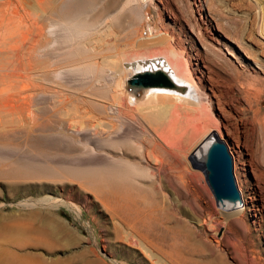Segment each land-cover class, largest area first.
I'll use <instances>...</instances> for the list:
<instances>
[{
  "label": "rangeland",
  "instance_id": "rangeland-1",
  "mask_svg": "<svg viewBox=\"0 0 264 264\" xmlns=\"http://www.w3.org/2000/svg\"><path fill=\"white\" fill-rule=\"evenodd\" d=\"M0 1V8L3 7V11L8 9L5 11L7 14L0 9V21L4 20L3 23L0 22L3 25L1 33L5 36L0 34V65L7 61L10 64L15 63L18 58L25 61L36 50V53L33 52L32 64L38 62L39 65H33L34 70L27 76L25 74L21 84H25L24 81L38 84L42 89L34 92L38 96L33 97L29 107L34 122L38 121L35 122L36 126L20 112H12L11 115L8 114L9 117L3 118L14 119L11 120L13 123L9 120L13 127L8 121L6 126L14 128L12 131L18 133L16 136L23 134L18 129L24 126L19 131L30 129L33 135L43 134L47 137L44 147L42 143H38L39 147L37 143L30 142L24 144L28 148L26 149L23 141L19 140L20 135L16 140L20 144L13 143L10 149L15 147L14 151L18 149L29 157L36 156L44 148H47L42 150L45 155L49 154L51 157L54 153L51 157L53 158L56 154L55 163L50 164L52 169L41 163L45 175L37 179L7 177L1 173L0 168V264H156L141 246L131 244L126 238L125 231L128 230L120 221L117 208L108 206L98 197L99 193L86 189L82 184V178L77 175L88 172L74 171V165L79 162L72 159L73 154L68 148L62 147L61 150L56 144L53 146L49 139L54 136L53 132L56 133V97L62 99V111H70L67 118L78 119L79 122L87 121L88 118L83 117L86 112L90 115L95 112L96 116L97 107L100 105L106 106L109 111L113 106L120 107L125 111L124 116L118 115L119 118L113 119L114 122L110 120L112 126L108 123L103 128L101 117L102 120L97 122L100 132L91 126L86 131L77 126L76 131L83 133L78 134L80 137H93L91 140L104 137L107 152L120 156L127 153L130 155L129 162H139L146 147L153 146L150 136L152 126L143 122L135 108L127 102L132 97L128 88L126 101L119 104L113 88L115 78L99 62L101 58L117 53L125 54L126 57L128 55V61L166 56L170 49L176 50L186 61L197 84L201 86L203 83L206 86H202L201 93L204 100L212 102V110L208 115L213 116L207 117V125L199 134L194 129L187 136L180 135L181 140L176 138L175 141L172 138L169 141L170 146L167 147L170 154L156 148V156L160 162L153 171L147 165L128 163L130 169L126 168L132 174L131 180L144 190L141 195L136 193L139 203H143L140 206L149 208L155 201L166 219L169 216L172 219L170 224H164V228L175 227V221L186 225L183 229L186 237L181 240L182 244L184 242L191 247V251L194 249L192 258L200 264H264V0H150L148 11H144L140 4L126 8L127 0H116L117 7L112 11L113 15L105 12L110 0H97L95 10L83 18L98 22L94 16L105 17L98 18L103 19L104 24L96 23V30L92 33L102 43L96 44L95 48L90 46L87 55H83L84 61L81 64H74L72 67L61 65L59 61L68 57L63 45L68 33L51 20L42 23L47 39L45 50L53 53L52 55H63V58L54 60L57 61L58 72L54 68L43 71L44 64L40 65L39 61L43 59L48 63L51 58H44V53L38 48L30 54L27 48L30 34L35 29L33 22L39 21L37 16L41 15L43 5L38 0H23L26 4H19L22 2L19 0ZM50 5V8L55 6L54 0H51ZM10 22L15 24L9 25ZM17 29L23 32L20 33ZM6 42L10 44L9 47ZM25 78H30L31 81ZM48 92L52 93L51 96ZM41 94L45 95L44 98ZM70 96H73L74 101L70 100ZM42 106H45L44 110L41 109ZM127 113L132 115L128 116ZM133 113L136 117H133ZM3 118L0 116L1 120ZM41 118L43 122H40ZM1 120L0 122H4ZM17 121L20 124L16 125ZM31 125L34 127L31 128ZM67 128H70L65 127L66 132H69ZM214 134L225 141L232 156L237 188V176H245L247 183L244 182V185L248 188L246 194L253 198V202L234 217L227 214L233 211L227 212L215 200L203 169L194 167L191 161L195 151ZM113 136L115 137L112 138ZM34 149L40 150L36 152ZM94 156L92 153L89 159ZM7 159L10 161L12 156L0 155V162H9ZM103 191L108 192L107 189H102ZM42 199H46L42 203L44 206L39 205ZM65 201L73 205L70 207ZM45 203H49V206ZM171 243L172 239H169L168 244Z\"/></svg>",
  "mask_w": 264,
  "mask_h": 264
},
{
  "label": "bare ground",
  "instance_id": "bare-ground-1",
  "mask_svg": "<svg viewBox=\"0 0 264 264\" xmlns=\"http://www.w3.org/2000/svg\"><path fill=\"white\" fill-rule=\"evenodd\" d=\"M19 1H22L21 3L19 2V4H26V3H23V0H19ZM38 1H39L40 5H43V8L40 10L41 15L37 16L39 18V19L37 18L39 20V21H37V22H39V24L33 20L34 21L33 23L35 25V29L32 30L33 31L32 33L30 32L31 33L30 37H29V40H30L29 43L30 44L27 48H29L30 54L34 49L38 48L39 51L41 50L44 53V56H43L44 58H47V56L49 58H51L50 62H48V63L46 62V60L42 59L39 61L36 59L37 61H39L40 65H41V63L44 64L43 65L44 68H42V70L43 69L47 70L48 68L49 69L54 68L55 70H57V68H56L57 61H54V60H56V58L57 59L63 58V55L58 54L56 52L57 51L56 49H54V51L56 50L55 52L57 53V55H52L53 53L51 54L50 52H47L45 50L46 48L44 47V45H45L47 39L45 37V32H44L46 30H44V26H43L44 24H42V23H44L47 20H51V21L57 23L60 27L64 28L67 31L66 33H68V37H65V38H67L65 41V44L62 43L66 48L65 52H66L68 57H64L65 60L62 59L61 61H59V62H61V65L65 64V66H66V64H67V65H70V67H72V66H75L76 64L77 65L81 64V62L84 61L83 55L85 54L84 56H86L87 55L86 52H89V49H90L89 47L92 46L95 48L96 44L99 45L102 43L100 39L97 40L95 37H93L92 33L96 30V23L100 24V25L104 24V22H102L103 19H98V18H105V17H100V15L94 16V18H97L98 22H96L95 20L94 21H88V20H85L83 18L84 16H86L87 14H91L93 12V10H95V5L97 3V0H54L55 6H52V8H50L51 0H38ZM149 1L150 0H127L125 7L128 8V6L131 7V5H133V4H140L142 6V8L144 9V11H148ZM2 2H4V1H2ZM5 2H7V1H5ZM28 2H30V1H28ZM35 2H37V1H35ZM47 3H48V5H47ZM116 3H117L116 0H110V2L107 4V7H105V12L111 13V15H113L112 11L116 10V7H117ZM7 4H8V2H7ZM44 5H46V6L44 7ZM12 8L15 9L14 7H12ZM18 8H20V7H18ZM13 9H10V11ZM25 9L26 8H24V11H25ZM1 10L3 11V7ZM7 10H4L3 12H5V11L7 12ZM122 10H124V9H122ZM19 11H21V10L19 9L18 12ZM13 13H14V11H13ZM24 13L26 14L27 12H23V14ZM14 15H15V13H14ZM3 16H6V15H3ZM3 16H2V18H3ZM21 16H23V15L21 14ZM34 18H36V17H34ZM8 20H9V18H8ZM22 20H23V18H22ZM2 21H4V20H1L0 22H2ZM16 22L17 21H15V23ZM15 23L10 22L9 25L15 24ZM49 24H50V22H49ZM1 27H3V25L1 26V24H0V34L2 35ZM19 27H21V26H19ZM27 27H29V26H27ZM23 28H24V26H23ZM17 30H19V29H17ZM19 32L21 33L23 31H21V29H20ZM28 33H29V31H28ZM63 36H64V34H63ZM3 37H5V36H3ZM21 37H23V36H21ZM2 40H3V38H2ZM4 40H6V39H4ZM10 40H8V41L11 42L12 40L11 41ZM103 40H104V38L102 39V41ZM57 41H59V40H57ZM6 44L9 47L10 44H8L7 42H6ZM19 44H18V46H19ZM15 45H17V44L15 43ZM8 47H7V49H8ZM60 50H61V48H60ZM9 51H10V54H12L11 50H9ZM35 51H33V52H35ZM175 51L173 49L172 50L170 49L169 54L166 56H152V57H148V58H144V59H140V60H133V61H128V55L126 57L125 54L120 55V53L119 54L117 53V55L113 54L110 56H105V57L101 58V60L99 62L102 65L101 67H103V69H106L108 72H110L111 77L114 76L115 79L113 81L115 82V85H114L115 87H113V88H115V94L118 96L119 104H121V105L127 99V88H128L127 81L129 78L133 77L138 71L140 72L143 70H154V69L160 68V69L164 70L169 75V77L171 78L172 85H170V86H146V87H141V88H133L132 90L128 89V91L132 97L131 98L129 97L127 102L132 107L135 108V110L137 111V115L140 117V119L143 122L147 123V125L152 126L150 136L152 137L151 142L153 143L152 144L153 146H152V148L146 147V149H145L144 153L142 154L139 162L136 160L134 162L133 161L129 162L130 160L128 159V157H130V155L127 153L120 156V155H117L115 153L110 154L109 152H107V150H105V147H104V145L106 143V139H104V137L103 138L102 137L101 138H95V139L91 140L93 137L92 138L88 137L89 136L88 134H86L88 136H84V137L81 136L80 137V135H78V134H80L81 131L80 132L76 131L77 126H80V129H82V128L85 129V131L88 128H90V126H91V128L93 127L94 130L100 132L101 130H100V128H98L97 122L102 120V118H103V124H104L103 128H106L108 123L110 125L111 121L114 122L113 119L115 120L116 118H119L118 115H122L123 113H125V111H122L120 109V107L115 108L113 106L114 109L110 108V111H109V108H107L106 106L100 105L97 107L96 116L94 115L95 112L91 115L89 112H86L83 117L88 118L87 121L80 120V122H79L78 119H73L71 117H70V119L67 118V117H69V114H71L70 111L63 112L62 111V105H63L62 99H60L59 97H56V103L57 104L56 103L55 104L57 105V110H56L57 111V120L55 122L57 123V125H56V123L54 124V126L56 125L55 126L56 127V133L53 132L54 136H52L53 135V133H52V135H51L52 138H50L49 140L51 141V143H53L52 144L53 146H55V144H56V147H61V150H62V147H64V148L67 147L68 151H70L71 154H73L74 158H72V159H74V160L77 159V161L80 164H82V165H80L79 163L76 164V162H72V163L76 164V165H74V167L76 168V169H74V171L76 170L78 172L79 171H84V172L87 171L88 172V173L85 172L86 174L85 173L84 174L78 173L79 175H77V176L82 178V184L84 186H86V189L99 193L98 197H100V199L102 201H104V203L108 204V206L117 208V215L120 218V221L122 222V224L128 230V231H125L126 238L131 242V244L133 243L135 245L141 246L143 248V250L146 252V254L152 259L153 263H156V264H200V262L198 260L192 258L193 253H194V249L191 251V249H190L191 247H188L186 244H184V242L182 244V241L184 240L183 237L185 236L183 233V229H184V227H186V225L182 224L179 221H177V222L175 221V224H176L175 227L171 228V227L166 226L167 228H164L163 227L164 224L165 223L170 224V222H171L170 220H172V219L170 218V216L168 217V219H166L167 217L162 214L160 208L158 207L157 203H155V201L153 203H151L149 208H142L140 206V203H142V202L139 203V201L137 199L138 196H136V195L139 193L141 195V193H143L144 190L139 184H135L136 182H133V180H131L132 174L128 170V168H126V167H129V169H130V166H128V163H129V165H130V163H135V164H139V165H142V164L147 165L148 168H150L153 171L157 167L156 164H158L160 162L159 157L156 156V152H155L156 148H160L163 152L170 154V151L168 150L167 147L170 146L169 141L172 140V138H174L175 141H176V138H177V140H181L180 135L181 136H187L188 132H191L194 129L199 134V131L207 125V122H208L207 117L213 116L210 114L208 115V113H211V110H212L211 109L212 102L208 99L204 100L202 97V93H201L203 88H205L206 86H203V83L201 86H199L197 84L192 72L188 68V64L181 57V55H179V53H177V51L176 52ZM33 52L31 55H29L27 57V59L25 61L18 58V60L12 64H10L11 62L9 63L8 61L5 64L1 63V65H0V116L2 118L3 117L7 118L8 114H10L12 112H17V113L20 112V114L24 115L23 117L26 116L29 118V120H31L30 122L32 123V125H35V122L37 120H35V122H34L33 115L30 114V112H29V107H30V103H31L33 97L36 98L38 96V94L35 95L34 92H36L38 89L42 90L41 85L39 86L38 84H28L25 81H24L25 84H21V81L25 77V74L27 76L30 74L29 72L32 73V70H34L33 65L36 62L34 64H32V62H33L32 57L34 56ZM65 52H63V54ZM23 54H26V53H23ZM0 55H2L1 52H0ZM3 55H4V53H3ZM16 55L20 56L19 53H17ZM66 58H68V59H66ZM1 60H3V58ZM5 60H8V58ZM13 60H14V58H13ZM34 60H35V58H34ZM2 62H4V61H2ZM36 64L39 65L38 62ZM36 64H35V66H37ZM61 67H63V66H61ZM96 67L97 66L95 65V68ZM86 69H87V67H86ZM86 69H85V71H86ZM50 71H51V69H50ZM57 72H58V70H57ZM47 74L48 73H46V75ZM39 77H40V75H39ZM44 78H46V77H44ZM49 78H51V77L49 76ZM29 79L25 78V80H29ZM203 79H204V77H203ZM39 80H41V79H39ZM39 80H37V81H39ZM48 80H51V79H47V81ZM30 81H31V79H30ZM35 81H33V82H35ZM26 83L28 85H26ZM207 83H209L211 85L209 80H207ZM42 84H44V83H42ZM204 85H206V84H204ZM202 86H203V88H202ZM43 91H44V89H43ZM45 91H46V89H45ZM210 91H211V89H210ZM39 92H41V91H39ZM33 94H34V96H33ZM49 94H50L49 96H51L52 93H49ZM42 96H40V97L44 98L45 95H42ZM46 96H48V95H46ZM214 97H215V95H214ZM46 98L48 99V97H46ZM52 98H54V97H52ZM217 98H218V96L216 97V99ZM71 99H72V101H74L73 96H70V100ZM50 100H52V99H50ZM35 101H37V99ZM46 101H48V100H46ZM63 101H65V100H63ZM40 102H42V101H40ZM47 103H49V102H47ZM42 104H43V102H42ZM32 107H33V104H32ZM36 108H38V110H39V107H36ZM43 108H45V106L44 107L42 106L41 109H43ZM134 108H133V110H134ZM49 109H50V105H49ZM52 109H54V108H51V110ZM45 111H47V110L45 109ZM31 112L34 113L35 111L32 110ZM36 112L38 113L40 111H36ZM50 112H52V111H50ZM40 113L43 114L42 112H40ZM44 113L46 114V112H44ZM127 114L129 116L130 113H127ZM133 114H134L133 115V117H134L135 113H133ZM18 115L19 114H17V116ZM36 115H38V114H36ZM73 115H75V112L73 113ZM130 115H132V114H130ZM13 116H15V115L13 114ZM123 116H124V114H123ZM34 117L36 118V116H34ZM41 117H43V116H41ZM3 119L4 120L0 119L1 121H4V122H0V155L7 154V155H9V157L12 156V159L10 160L11 162L8 159L7 160L9 162H0V168L2 171L1 173L3 175H6L7 177L11 176L14 178H21V179L22 178H34V179L36 178L37 179L39 177H43V175H45V173L43 174V169L41 167V163L42 164L45 163L46 165H49L51 168L50 164L55 163L54 160L56 159V157H55L56 154L53 158H51L54 153L53 154L51 153L52 155H50L51 157H49L48 156L49 154L45 155L42 152V150H44V149L47 150V148H44L42 150L39 149L40 152H38L36 154V156L29 157V156H27L28 154L24 155L18 149L16 151H14L15 145L13 146L14 148L12 149L13 150L12 151L10 149V146L12 147L11 144H13V143L14 144H20L19 141L17 142L16 140H17L18 136H20L21 134L16 136V134H18V133H15L14 131H12V129H14V128L10 129V127L8 128L6 126L7 121L9 124L14 122V121H11L13 118L11 120L9 118L11 123L9 122V120H7L5 118H3ZM15 119H16V117H15ZM53 119H55V117ZM43 120H45V119H43ZM41 121H42V118L40 119V122ZM23 122H24V120H23ZM47 122H50V121H47ZM17 123H18V121L16 122V125L20 124V123H18V124ZM36 124H38V123H36ZM43 124H45V123H43ZM112 124H111V126H112ZM32 125L30 126L31 128L34 127ZM11 126L13 127L12 124H11ZM45 126H43V128ZM19 127H21V126H19ZM23 127L21 129L19 128L18 132L23 133L21 135V139H19V140L23 141L22 144L24 147H25L24 144H26V143L29 144L30 142H31V144H32V142L37 143V146L40 145V144L38 145V143H42L43 144L42 147H44V143H45V140L47 138L46 136H44L43 134L42 135H33V134H31L32 131L30 129H28V130L25 129L23 131H19V130H22ZM65 127H69L72 132L68 128L67 129L69 130V132H66ZM15 128H17V127H15ZM47 128H48V126H47ZM45 129H46V127H45ZM89 130L92 131L91 129H89ZM15 131H17V129ZM34 131H37V130H34ZM38 131H40V130L38 129ZM43 131H45V130H43ZM50 131H51V129H50ZM77 132H79V133H77ZM45 133H47V131ZM114 133H116V132H114ZM81 134H83V133H81ZM95 136L96 135H94V137ZM115 136H117V135H115ZM115 136H113L112 138H114ZM215 136L219 137L217 134L210 135L208 137V139L192 155L191 161H192L194 167L203 168L202 164H203L204 158L206 156L207 148H208L209 144L211 143V141L215 138ZM109 137L111 138V136H109ZM144 139H145V137H144ZM113 143H115V142H113ZM22 144H21V146H22ZM17 146L20 147V149H22L21 146L16 145V147ZM109 146H110V144H109ZM33 147H31V148H33ZM25 148L28 149L27 146ZM51 148H52V146H51ZM88 148H89V150H88ZM35 149H36V147H35ZM35 149H34V151L37 152L38 149L37 150H35ZM49 149H50V147H49ZM52 149H51V151H52ZM49 152H50V150H49ZM129 152H130V150H129ZM142 152H143V150H142ZM92 153H94L95 156L92 157L91 159H89V157L92 155ZM33 155H34V153H33ZM60 161H62V160L60 159ZM57 162H59L58 157H57ZM62 163H63V161H62ZM70 164H69V166H70ZM58 165L57 166L55 165V166L58 168L59 167ZM48 168L49 167H47V169ZM240 176H237V181H238V186H239L238 190L240 189L239 192H241L240 193V199L235 200V201H230V200L217 201L220 204V206H223L226 208L227 212L233 211L232 213H227L230 217H234L236 214H239L240 212H242L245 209L246 206L250 205V203L253 202V198L250 196V194H246V193H248V188L244 185V182H245V184L247 183L246 177L245 176L240 177ZM243 178H244V180H243ZM102 189H107L108 192L103 191L104 192L103 193ZM40 201L41 202H39V205L41 204V206H44L42 203L45 202L46 199H42ZM48 204H46V205H48ZM65 204L69 205L70 207H71V205H73L69 202H66ZM75 211H77V210H75ZM78 213L81 214L80 211H78ZM172 218H174V217H172ZM169 239H172L171 244H168Z\"/></svg>",
  "mask_w": 264,
  "mask_h": 264
},
{
  "label": "water",
  "instance_id": "water-1",
  "mask_svg": "<svg viewBox=\"0 0 264 264\" xmlns=\"http://www.w3.org/2000/svg\"><path fill=\"white\" fill-rule=\"evenodd\" d=\"M128 89L146 86H170L171 78L162 69L138 71L127 81ZM203 171L216 201L240 199L233 175V160L225 141L217 136L209 144Z\"/></svg>",
  "mask_w": 264,
  "mask_h": 264
}]
</instances>
